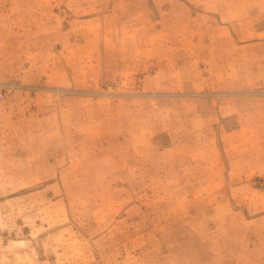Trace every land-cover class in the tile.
I'll use <instances>...</instances> for the list:
<instances>
[{
	"label": "rangeland",
	"instance_id": "obj_1",
	"mask_svg": "<svg viewBox=\"0 0 264 264\" xmlns=\"http://www.w3.org/2000/svg\"><path fill=\"white\" fill-rule=\"evenodd\" d=\"M0 264H264V0H0Z\"/></svg>",
	"mask_w": 264,
	"mask_h": 264
},
{
	"label": "crops",
	"instance_id": "obj_2",
	"mask_svg": "<svg viewBox=\"0 0 264 264\" xmlns=\"http://www.w3.org/2000/svg\"><path fill=\"white\" fill-rule=\"evenodd\" d=\"M255 1L259 2V1H261V0H255ZM255 5H258V6H259L260 4H259V3H256Z\"/></svg>",
	"mask_w": 264,
	"mask_h": 264
}]
</instances>
